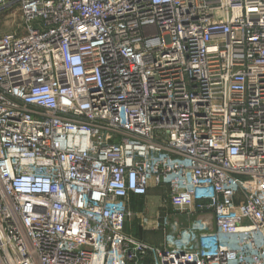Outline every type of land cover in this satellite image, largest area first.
<instances>
[{"label": "built area", "instance_id": "obj_1", "mask_svg": "<svg viewBox=\"0 0 264 264\" xmlns=\"http://www.w3.org/2000/svg\"><path fill=\"white\" fill-rule=\"evenodd\" d=\"M0 4V264H264V0Z\"/></svg>", "mask_w": 264, "mask_h": 264}, {"label": "rangeland", "instance_id": "obj_2", "mask_svg": "<svg viewBox=\"0 0 264 264\" xmlns=\"http://www.w3.org/2000/svg\"><path fill=\"white\" fill-rule=\"evenodd\" d=\"M23 32L24 29L19 6L8 7L0 4V34H22ZM165 197L166 190L160 189L158 191L149 192L140 210H143L148 215H153L160 209ZM127 230L130 234L148 243L159 244L163 241L162 233L145 231L140 227L138 222L134 220L128 222Z\"/></svg>", "mask_w": 264, "mask_h": 264}, {"label": "crops", "instance_id": "obj_3", "mask_svg": "<svg viewBox=\"0 0 264 264\" xmlns=\"http://www.w3.org/2000/svg\"><path fill=\"white\" fill-rule=\"evenodd\" d=\"M160 189L166 190V188L162 187V188H158V189H152V190H150V192L151 191H158ZM142 204H144V199L133 198L132 199V202H131V208L133 210H140V207H141ZM129 221H131V220H129ZM134 221H137L138 222V220H136V219ZM138 224H139V222H138ZM127 227H128V223H127ZM127 227H126V231H127V233H129V231L127 230Z\"/></svg>", "mask_w": 264, "mask_h": 264}, {"label": "trees", "instance_id": "obj_4", "mask_svg": "<svg viewBox=\"0 0 264 264\" xmlns=\"http://www.w3.org/2000/svg\"><path fill=\"white\" fill-rule=\"evenodd\" d=\"M144 264H152L151 258L147 257Z\"/></svg>", "mask_w": 264, "mask_h": 264}]
</instances>
